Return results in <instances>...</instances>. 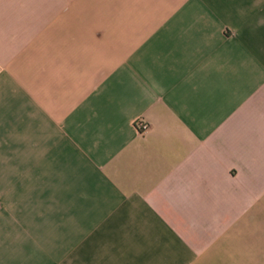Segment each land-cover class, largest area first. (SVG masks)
<instances>
[{
	"label": "crops",
	"instance_id": "0c3cea01",
	"mask_svg": "<svg viewBox=\"0 0 264 264\" xmlns=\"http://www.w3.org/2000/svg\"><path fill=\"white\" fill-rule=\"evenodd\" d=\"M0 264H264V0H0Z\"/></svg>",
	"mask_w": 264,
	"mask_h": 264
},
{
	"label": "built area",
	"instance_id": "2783aa9c",
	"mask_svg": "<svg viewBox=\"0 0 264 264\" xmlns=\"http://www.w3.org/2000/svg\"><path fill=\"white\" fill-rule=\"evenodd\" d=\"M136 126H137V129L140 131V132H144L147 128V125L146 123L142 122V121H137L136 122Z\"/></svg>",
	"mask_w": 264,
	"mask_h": 264
}]
</instances>
